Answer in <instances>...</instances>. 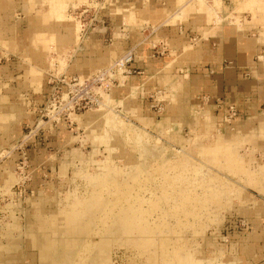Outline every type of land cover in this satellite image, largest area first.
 Masks as SVG:
<instances>
[{"label":"rangeland","instance_id":"1","mask_svg":"<svg viewBox=\"0 0 264 264\" xmlns=\"http://www.w3.org/2000/svg\"><path fill=\"white\" fill-rule=\"evenodd\" d=\"M118 1L126 4L129 14L141 13L156 3L164 8L177 7L175 0ZM212 1L206 0L208 4ZM218 1L212 4L217 5L219 21L208 19L199 31L177 24L179 30L184 29L186 47L196 51L206 45L205 52L207 49L218 51L219 38L213 36L224 29L223 25L237 26L234 16L239 15L242 31L257 40L258 49L252 63L246 66L223 57L220 62L205 58L195 60L183 70L177 67L183 74L178 75L177 71L175 74L184 85L193 87L196 82L201 86L199 91L193 92L192 99H188L184 91L180 92L178 78L173 80L169 76V69L176 67L177 53L182 49L173 50L163 40L155 43L150 35H131L124 25L117 26L121 19L109 9L106 0L67 2V17L82 25L77 31L79 38L71 59L85 60L90 55L88 46L92 39L111 46L114 42H123L117 32L126 33L123 36L127 41L126 50H131L132 54L124 71L128 78L145 73L139 66V45L146 50L147 54L143 55L147 57L173 53L169 67L162 70L166 75L157 85L152 82L148 88L131 91L115 78L114 84L120 87L118 95L112 96L110 92L104 95L105 105L100 110L88 111L93 102L89 105L88 100L82 99L74 108L81 119L73 120L70 110L65 109L59 114L60 121L52 120L49 127L41 124L49 121L43 113L51 102H61L69 86L66 76L71 81L79 79L77 69L68 73L72 70V60L53 61L44 67L41 87L36 91V86L24 84L28 69L34 63H29L21 50L9 52L0 47V91L8 96L0 104L1 108L6 110L12 104H20L26 113L13 137H4L6 143L0 144V264H166L160 251L167 241L171 242V248L182 246L177 253L172 249L173 254L192 255L188 258L195 261H190L194 264H264V185L260 184V177L264 176V0ZM14 16L20 30H24V12L15 10ZM260 37L262 41H258ZM230 72L236 80H246L251 87L248 92L240 93V99L230 96L234 86L229 81ZM255 79L257 83H250ZM240 84L243 85L238 82L235 87ZM30 111L34 123L28 116ZM89 112L92 116L87 117ZM0 124H5L2 119ZM228 134L239 139H226L224 136ZM3 135L0 131V137ZM63 163L67 164L66 169ZM137 174L139 177L142 174L143 179L151 177L156 188L155 193L150 189L144 192L145 208L151 205L152 198L158 199L161 195L164 196L160 198L161 204L169 202L171 211L175 208L177 214L181 213L182 205L178 202L186 194L195 195L194 202L188 205L193 211L198 208L194 215L181 213L182 220L172 215L170 223L177 229L156 228L155 235L148 237L154 238L151 247L147 245L145 252L140 253L125 241L124 232L116 225L109 232L99 234L100 221L95 212L86 210L98 195L97 187L106 175L109 180L115 178L123 184ZM88 197L92 199L87 200ZM82 202L89 206L83 205L84 209ZM163 204L161 209L167 207ZM161 214L156 211L149 220L156 219L158 223L162 220ZM90 220L93 231L88 234L82 230V224ZM66 222L74 224L72 231L65 230ZM95 237L106 240L111 249L107 248L108 254L102 255L94 251L83 260L85 245ZM150 248H157L160 256L157 262L150 260V253H155ZM47 256L50 260H43Z\"/></svg>","mask_w":264,"mask_h":264},{"label":"crops","instance_id":"2","mask_svg":"<svg viewBox=\"0 0 264 264\" xmlns=\"http://www.w3.org/2000/svg\"><path fill=\"white\" fill-rule=\"evenodd\" d=\"M69 1L72 0H0V47L9 52L21 50L23 57L27 59L29 63H34L28 69L24 84L26 86H36V91L41 87V82L44 77V67L50 66L53 61H66L70 58L73 65L71 68L72 70L69 69L68 73L77 69L79 75H86L93 69L118 60L128 51L126 50L127 41L123 37L126 33L117 32V36H120L119 38L123 42H114L111 46H103V44L101 45L99 42L95 41V39H92L89 44V46L92 47L88 46V48H90V55L85 60L80 61L79 59H71L77 37L79 38V32L77 33V31H79L80 25L79 22L75 24L70 20L72 18L66 15L67 2ZM78 1L81 0H77V2ZM177 1L183 4H178ZM177 1L175 0L174 2V4L176 3L177 5L175 9L164 8L161 3H156L150 4L148 8H145L144 11L138 14H129L128 12L130 10H128L126 4L122 2V5L118 0H106V5L115 13V16L118 15L121 19V21L117 23V26L124 25L125 29H129L128 32L131 35H150V40L155 43L163 40L167 42L169 47L173 50L178 51V49H182L181 52L179 51V53H177L178 58L176 60L177 64L175 63L176 67H173L172 70L169 69V76L173 77V80L178 78V75L183 74L177 71V67H181V70H183L184 67L194 63L195 60L213 58L215 61L220 62L224 57L237 60L238 63L243 66L252 63L253 56L258 49L256 44L257 40L246 36L242 31L243 23L238 22L239 15L234 16L235 20H237V26L229 25L226 27L223 25L222 28L224 29H222L218 35L213 36L214 39L219 38L220 49L218 51L211 52L210 49H207V52H205L206 45L196 51L191 48L188 49L186 47L187 38L184 29L179 30L177 24H182L185 28L190 27L199 31L204 21L208 19H216V21H219L221 17L218 16L217 5L212 4L214 0L211 4H208L206 0L205 2L196 0L195 3H193L194 0L192 2H186L184 0ZM217 2L219 1L217 0ZM158 5L162 6L159 7ZM19 9L25 14V17L22 19L26 22V28L24 30H20L19 23L15 22L13 19L15 17V10ZM162 20L164 21L163 23H161ZM151 22H155L156 25L151 24ZM153 32H155V35H153ZM258 41H262L261 37ZM139 53V66L145 69V73L142 76L136 75L127 78L126 81H129L127 84H125L126 81L121 83L127 87L129 86L130 90L148 88L147 86L152 85V82L157 85L160 78L166 75L162 70H166V68L169 67L167 65L173 58V53L171 52L166 56L155 58L144 56L143 54L146 53V50H144L142 45H139ZM38 62H41V64L38 65ZM176 71L179 73L178 75L175 74ZM233 75L232 72L228 73L231 79L229 81L234 85L230 96L233 99H240V93L248 92L251 87L247 86L249 83H247L246 80L242 81L238 78L236 80ZM176 80H178L180 92L184 91L187 93L188 99H192L193 92L201 89V86L196 84V82L193 87H187L184 85V81H181V78ZM238 82L243 83V85L240 84L235 87V84H238ZM250 83H257V79L250 81ZM117 88L120 87L115 85L110 89L112 96L114 95L117 97ZM207 89L211 88L207 87ZM7 98L8 96L3 95L0 91V104L4 102V100H7ZM261 98H263V96H261ZM116 102L118 103L121 101L117 100ZM1 107L2 105H0V111L2 112L0 119H2L5 124H0V131L4 134L3 137H0V144H5L4 137H8L9 139L13 137V134L17 132L26 113L20 104H12L9 109L6 110ZM32 113L33 112L30 111L28 116H31L30 122L34 123ZM91 113H86V116ZM83 116L85 115L83 114ZM79 119H81V117L77 118V120ZM11 122L13 123L12 125L10 124ZM224 137L231 141L238 138L230 134ZM238 143H240V141ZM235 145L236 144H234V146ZM63 167V169H66L67 164L63 163Z\"/></svg>","mask_w":264,"mask_h":264},{"label":"bare ground","instance_id":"3","mask_svg":"<svg viewBox=\"0 0 264 264\" xmlns=\"http://www.w3.org/2000/svg\"><path fill=\"white\" fill-rule=\"evenodd\" d=\"M130 55H131V50H128L121 58H119L118 60H116L113 63L109 64L108 66H105V67H102L100 69H97L96 71L90 72V73H88L86 75H79L80 82L83 83L84 86L85 85H88V86H86V88L83 89L82 88L83 86H74V85H71L70 88H72L73 94L70 96V95H67L68 92H65V102H64V105H66L67 103L71 102V100L73 99L74 96L75 97H78L82 93L85 94V91H88L87 94H92L93 93L92 95H94L93 97H95V98H96L97 95L100 96L98 106L97 107H93V108L89 109L88 111L100 110V108L105 105L104 104V95H107L110 92V89L113 86H115L114 81H113V78H117L120 81V83L125 82L126 79L128 78V75H125L124 74V71H125V68H126L125 67V62H126L127 59H129ZM63 74H66L67 75V73H63ZM59 76L61 77L62 74H59ZM65 80L68 81V82L70 81L67 76H66ZM89 85H92V88L89 87ZM100 88H102V91H100ZM60 111H61V109L57 113H56V111H54L53 114H52V119L55 116H57V114ZM91 114H87V117H90L88 115H91ZM79 115L80 114H77L74 111H71L70 112V117L73 118V120H76L79 117ZM57 119H59V118H57ZM59 121H60V119H59ZM39 122H40V120H39ZM41 124H43L45 126H49V127L52 126L51 121L42 122ZM104 137H106V136H104ZM224 154L225 155H231L228 152H224ZM107 167H109V165ZM109 169H110V167H109ZM115 170L117 171V169H115ZM152 170L153 169H151V171ZM148 171H147V173H148ZM119 172H121V171L119 170ZM139 173H141V172H139ZM156 173L157 172H155V174ZM107 174H109V173H107ZM152 174L153 173H151V175ZM250 174H253V173L250 171ZM137 175L136 176H133L131 180L130 179L129 180H126L123 184L118 183V181L115 178H112V179L109 180L108 179V176L109 175H106V177H104L105 178L104 182H101V184L97 187V190H98L97 193H98V195L94 196L92 201L90 200L92 202V204L89 207V209H86V210H87V212H91L92 214L95 212L94 214H96V219L98 220V222L100 221L101 226L98 229V233L99 234L102 235L105 232H109L110 229H111V227L114 226V225H116V226L120 227L121 230L124 232L123 233L124 234L123 236H124L125 241L129 245L132 244L133 246H135L138 249L139 253H140V252H145L144 250L146 249L147 245L150 246L152 244V242L154 241V238L153 237H152V240L153 241L151 240V238H148V237H150L151 235L152 236L155 235L154 232H156L155 231L156 228L157 229H162L163 231H164V229H168V230H172V231L175 230V229H177V227L173 226L170 223L171 222L170 219L173 217L172 215H177L176 216V217H178L177 219L178 220H182L183 219L182 218L183 215L181 213H184L185 215L186 214H190V213L192 214L193 213V215H194L198 211V208H197V211H196V209H195V211H193L192 210L193 208L191 209L190 206L188 205V204H190L194 200L192 197L195 196V195H192V194H191V196L189 194L188 195L187 194L184 195V197L181 198V200L178 202V204L182 205V206H180V208H181L180 212L181 213L178 212V214H177V211L178 210L177 211H174L175 208L173 206L172 207L174 209L172 211H174V212L171 211V209H170L171 206H169V202H168V204L167 203L166 204H163L162 203L163 205H165L167 207L161 209L162 208V204L160 202H163V201H161L160 198L164 197V196L161 197V195H160V198H158V199L157 198H152L150 200V204L151 205H149L147 208H145L144 207V202L146 200H145V194H144V192L147 189H150V192H152V191L154 192V190L156 188H155V185L153 184L154 181H153V179L151 177L149 179H147V177H146V179H143L142 178V174H140L141 175L140 177H139V174H137ZM146 175H148V174H146ZM182 177H181V180H182ZM166 178H165V180L168 181V177H166ZM176 178H177V176H176ZM260 178L262 179L260 184L264 185V183H263L264 176L263 177H260ZM260 178H256V179H260ZM155 179H157V178H155ZM172 179H173V177H172ZM12 180L15 181L13 178H12ZM12 180H11V182H12ZM120 181H121V179H120ZM183 183H186V182H183ZM163 188L160 187L159 189L162 190ZM165 190L167 192V189H165ZM154 195H156V194H154ZM166 195H167L168 198H170V196H171L170 193H168ZM90 198L92 199V197H90ZM90 198L88 197L87 200H89ZM81 201H83V200H81ZM198 201H199V199H198ZM76 202H79L78 199L76 200ZM83 205H84V203L81 205V207H83ZM87 205L85 203L84 206L86 207ZM75 207L76 206H74V209H75ZM77 208H76V210H78ZM177 208H179V207H177ZM199 210H201V209H199ZM156 211L162 213L161 214L162 217H160L162 220L160 222H158V223H155L156 222V219H155V221H153L155 224H153V222H151L149 219L151 218V215L152 214L153 215L155 214ZM69 212L72 213L73 211H69ZM82 213H83V211H82ZM153 215H152V217H153ZM78 216H79V214H78ZM78 216H76V217H78ZM157 218H159V217H157ZM74 219L76 220V218H74ZM76 221H74L73 223H75ZM149 221L151 223H149ZM71 222L72 221H70V223ZM98 222H97V224H98ZM67 223L68 222H66V224ZM70 223H68L67 224L68 226H66V228H65V230L67 232H70V231H72L74 229V227H71V225L74 226V224H71L70 225ZM78 223H80V222L78 221ZM91 223H92V220L85 221V223L82 224V230L84 232L88 233V234L90 232H92L93 231V228L91 226L92 225ZM175 224H177V223H175ZM7 235H8V233H7ZM143 235L144 236L146 235L147 238L144 237ZM95 239L97 241H95ZM92 240H93L92 242L90 240L85 245L84 251H85L86 255H82V259L83 260H85V258L86 259L88 258L87 257V254H92L94 251H98V252L100 251L99 253H101V255H102L104 253H107L108 254V252H107L108 249H111V248H108L109 247V245H108L109 243H107L106 240H102L101 237H98V238L95 237ZM112 240H114V239H112ZM161 242H163V241H161ZM11 245L12 246H15L16 244L14 245L12 243ZM112 245H113V242H112ZM158 245H159V243H158ZM174 246L171 248V242H168L167 241V243L165 244V247L161 248L162 250L160 252H162V253L160 254V256H162L166 260L167 263H170V264H194V263H191L190 262V261H193V260H189V258L192 255L190 257L188 256L189 257L188 258L186 255L185 256L180 255V253H179V255L173 254V251L174 250H175L174 253H177L178 250H181L182 249V246H178L177 248H174ZM150 249L153 252L156 253V256H155V253L154 254L153 253H150L153 256V258L151 256V259L150 260H152V262H155L157 258L159 260V257L160 256H159L158 252H156V249L157 248L155 250H153V248H150ZM172 249H174V250H172ZM147 250H149V248H147ZM148 252H146V253L148 254ZM143 254H145V253H143ZM150 254H148L149 257H147V258H150ZM43 260L49 261L50 260V256H47ZM104 261H106V260H104ZM81 262L83 263V261H81ZM193 262H195V261H193Z\"/></svg>","mask_w":264,"mask_h":264},{"label":"built area","instance_id":"4","mask_svg":"<svg viewBox=\"0 0 264 264\" xmlns=\"http://www.w3.org/2000/svg\"><path fill=\"white\" fill-rule=\"evenodd\" d=\"M132 60V54L130 55V57H129V59H127L126 60V62H125V67H126V65H127V63H129L130 61ZM125 70H126V68H125ZM113 79H115V78H113ZM69 82H68V87L66 88V90H65V92H68L67 93V95H72L73 94V91H72V88H70L71 87V85H74V86H83L82 88L83 89H85L86 88V86H88V85H85L84 86V84L83 83H81L80 82V80L78 79V81L77 80H75V81H71V79L69 78ZM66 81V80H65ZM93 85V84H92ZM92 85H89V87H91L92 88ZM54 90H56V87H54ZM57 91V90H56ZM65 92L63 93V95H62V97H61V102L60 103H55V102H51V104L47 107V110H46V112L45 113H43V116L44 117H46V118H48L49 119V121H52V120H54V119H57L58 117H59V114L63 111V110H65V109H67V110H70V112L71 111H74V108L78 105V104H80L79 102L82 100V99H84V100H88L87 101V103L90 105L92 102H93V104H91L90 106H88L89 108H93L94 106L93 105H97L98 103H99V98H100V96L99 95H97L96 96V98L95 97H93L94 95H92V94H87L88 93V91H85V94H81L80 96H78V97H73V99L71 100V102H69V103H67L66 105H64V102H65ZM64 97V98H63ZM88 98V99H87ZM61 109V111L57 114V116H55L53 119H52V114H53V112L54 111H56V113L59 111ZM75 112V111H74ZM44 121V120H43ZM48 121V120H47Z\"/></svg>","mask_w":264,"mask_h":264},{"label":"water","instance_id":"5","mask_svg":"<svg viewBox=\"0 0 264 264\" xmlns=\"http://www.w3.org/2000/svg\"><path fill=\"white\" fill-rule=\"evenodd\" d=\"M143 29V28H142Z\"/></svg>","mask_w":264,"mask_h":264}]
</instances>
